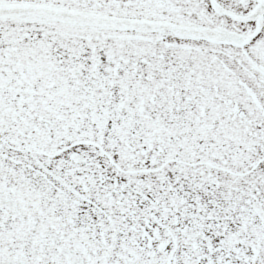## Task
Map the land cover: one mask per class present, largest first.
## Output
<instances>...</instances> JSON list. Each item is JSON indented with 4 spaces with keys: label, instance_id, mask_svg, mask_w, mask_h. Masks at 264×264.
<instances>
[{
    "label": "snow or ice",
    "instance_id": "snow-or-ice-1",
    "mask_svg": "<svg viewBox=\"0 0 264 264\" xmlns=\"http://www.w3.org/2000/svg\"><path fill=\"white\" fill-rule=\"evenodd\" d=\"M0 264H264V0H0Z\"/></svg>",
    "mask_w": 264,
    "mask_h": 264
}]
</instances>
